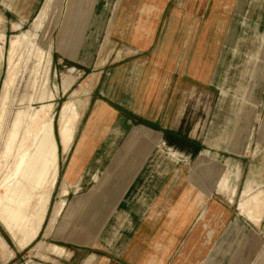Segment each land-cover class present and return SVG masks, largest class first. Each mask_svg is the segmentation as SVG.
I'll return each instance as SVG.
<instances>
[{"label": "rangeland", "instance_id": "374dc122", "mask_svg": "<svg viewBox=\"0 0 264 264\" xmlns=\"http://www.w3.org/2000/svg\"><path fill=\"white\" fill-rule=\"evenodd\" d=\"M119 2L40 0L24 23L7 24L0 19V97L9 60H17L19 66L1 133L0 156L8 134L15 133L16 142L0 171V188L13 190L20 183L25 189L14 204L1 196L0 264H60L49 255L65 253L63 241L72 236L67 231L86 192L100 186L123 190L133 186L158 150L163 156L158 167L170 169L165 176L154 174L144 182L145 194L156 195L132 224L139 231L132 245L152 251L163 229L172 235L179 220L169 223L168 209L185 190L189 194L191 187L200 195L201 204L190 222L183 224L162 263L264 264V50L255 64V78L241 74L252 68V53L264 36V0H228L219 16L211 15L212 0H170V10L181 2L185 13L163 16L164 24H185L187 30L196 23L207 34L205 38L217 36L211 73L204 80L187 76L175 126L133 127L111 161L90 158L73 170L83 117L94 103L98 79L126 55L129 42L122 39V45L115 35L119 18H125L117 15ZM2 12L0 3V17ZM139 20L140 15L134 16L129 29L137 28ZM158 31L160 40L163 33ZM185 35L192 39V34ZM192 52L187 47V60ZM65 108L76 122L66 153L59 127ZM170 151L177 152L176 161H169ZM22 152L32 162L16 170ZM38 174L42 181L34 190ZM26 199L28 206L23 203ZM36 204L43 220L34 233L31 223ZM99 225L94 222L92 231ZM87 226L83 222L82 228ZM81 258L75 255L62 264H97L96 256L83 263Z\"/></svg>", "mask_w": 264, "mask_h": 264}, {"label": "crops", "instance_id": "0c3cea01", "mask_svg": "<svg viewBox=\"0 0 264 264\" xmlns=\"http://www.w3.org/2000/svg\"><path fill=\"white\" fill-rule=\"evenodd\" d=\"M169 1L120 0L117 15L125 18H119L115 35L129 42V46L125 45L124 61L114 70L104 72L98 79L93 93L94 103L83 117L77 151L73 154V170L90 158H99L101 163L111 161L127 141V135L133 127L164 129L175 126L179 117L178 98L184 95L187 76L194 80H204L211 73V53L217 44V36L205 38L207 34L201 33V27L196 23L187 30L185 24L181 27L179 24H164L163 16L169 14L178 17L181 12L185 13L183 3H178L170 10ZM212 1L211 15L215 12L218 16L223 14L228 0ZM0 3L4 10L0 17L2 23L21 24L34 15L40 0H0ZM193 9L195 13L196 8ZM139 15L137 28L132 29L131 26L129 29L128 22L134 21V16ZM159 28L163 37L157 40L156 32ZM185 32L189 33L188 36L192 34V39H185ZM187 47L191 48V52L193 50L188 60ZM161 154L162 151H156L144 167L139 180L133 186L129 184L126 190L119 186L89 189L67 231V236H72L63 241L65 253L50 254V259L62 264L79 255L82 257L81 263L90 262L96 256L97 264H119L121 261L125 264H163L170 246L179 238L183 224L190 222L201 203L200 195L188 187L192 193L187 194L185 190L168 209V222L179 220L172 235L168 236V229H163L157 240H154L152 251L132 245L139 232L133 230L132 224L137 223V216L144 215L145 208L156 195L155 192L145 194L142 190L144 182L154 174L165 176L170 169V166L158 167ZM177 157V152H169V161H176ZM138 205L139 208L136 207ZM91 208L94 210H89ZM83 222L89 224L86 229L82 228ZM94 222L100 225L92 231ZM132 230L135 235H132Z\"/></svg>", "mask_w": 264, "mask_h": 264}, {"label": "bare ground", "instance_id": "6f19581e", "mask_svg": "<svg viewBox=\"0 0 264 264\" xmlns=\"http://www.w3.org/2000/svg\"><path fill=\"white\" fill-rule=\"evenodd\" d=\"M14 44H15V40H12L11 45H10L11 46V53H13L12 48H14ZM263 48H264V36L260 41V45H258L257 49L252 53V55H253L252 61H251L253 63L252 68H250L249 70L244 69L243 72L241 73L242 75H245L248 73L249 78H253V79L255 78L253 75V71L257 68V67H255V64L260 59L259 58L260 53L262 52V50H264ZM11 53H10V55H11ZM13 58H14V56H13ZM9 59H10V56H9ZM16 59H18V58H16ZM18 67L19 66H18L17 60H13V59L9 60V67H8V70H7V73L5 76V81L3 83L4 85H3V89L1 90L2 93H1V97H0V138H1V133H2L3 126H4L5 116H6V113L8 110V104H9L11 94H12V91L15 87V83H16V80L18 77ZM87 86L90 87L89 84ZM82 90H84V89H82ZM82 90H80V91H82ZM80 91L77 90V92H80ZM240 113L242 115L244 112L242 113V111H240ZM73 119H74V117H71V115L69 114V111L65 108L61 113L60 121H59L60 136H61V141H62V145H63V149H64L65 153L68 151L69 145L73 139L74 128L76 127V122L74 123ZM51 121H52V117L49 118V122H51ZM16 122H17V120H16ZM34 124H36V122H34ZM35 129H36V127H35ZM230 136H231V134H230ZM229 138H231V137H229ZM27 140H28V138H27ZM15 142H16V134L15 133L8 134L6 139H5L4 145L2 147V154L0 156V171L2 170L4 164L6 163V159L11 156ZM39 148H41V150L44 148L43 141H40ZM28 161L32 162V158H29L25 154V152L20 153L19 160H18L19 165L15 169L18 170L19 167H21V170L26 169V167L28 166V164H27ZM29 174H30V172H28V175ZM41 181H42L41 174H38L37 177L35 178V185L33 186L34 190L38 189V186L41 184ZM0 190L3 191V193L0 194V203L2 201L1 196H6L7 199L13 204L19 202V198H18L19 195L18 194L23 193L25 191V189L23 188V186L20 183L17 184V186H15L13 188V190H10L9 186L2 187V188H0ZM23 203H24V206L29 205V202L27 199ZM1 209L2 208L0 205V215H1ZM39 209H40V207L36 204L35 209L33 210L34 211L33 212V218H32L33 222L31 223L33 226V232L34 233L38 231L40 224L43 220V211L39 213ZM7 213H10V212H7ZM10 216H12V215H10ZM6 226L8 228H10V224L8 222H6ZM212 233H213L212 231H209L207 233L208 238L212 237L211 236ZM1 245H2V247H3V245L5 246V244H2V243H1Z\"/></svg>", "mask_w": 264, "mask_h": 264}]
</instances>
